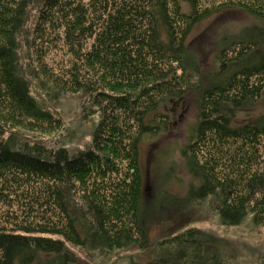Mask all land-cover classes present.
<instances>
[{
    "label": "trees",
    "instance_id": "trees-1",
    "mask_svg": "<svg viewBox=\"0 0 264 264\" xmlns=\"http://www.w3.org/2000/svg\"><path fill=\"white\" fill-rule=\"evenodd\" d=\"M35 6L40 21L28 29ZM234 8L264 22V0H0V264H79L78 252L105 258L133 245L151 253L147 264H234L193 226L150 245L140 161V139L167 128L162 108L186 92L194 28ZM247 33L221 46L216 78L200 93L183 150L198 182L161 202L207 201L226 226L249 216L264 225V114L233 123L264 90V31ZM49 48L64 50L51 64ZM33 83L51 99L87 97L100 115L91 148L71 154L16 136L61 126Z\"/></svg>",
    "mask_w": 264,
    "mask_h": 264
},
{
    "label": "rangeland",
    "instance_id": "rangeland-1",
    "mask_svg": "<svg viewBox=\"0 0 264 264\" xmlns=\"http://www.w3.org/2000/svg\"><path fill=\"white\" fill-rule=\"evenodd\" d=\"M38 2L40 0H34L35 4ZM38 17L35 6L29 13L28 29L40 21ZM251 29L258 33L264 31V22L242 8L214 13L197 24L189 38V53L195 62L188 65L191 69L184 74L186 92L181 99L162 108L169 118L167 128L157 134H145L140 139V161L147 189L144 221L149 228L150 245L160 236L193 226L209 235L221 252L235 256L234 264H264V225L255 226L251 216L239 225L226 226L207 201L191 208L161 203L167 192L184 196L188 187L198 182L188 170L183 150L200 120V93L216 78L219 69L216 55L221 46L248 34ZM259 50H264V43ZM63 51L49 48L46 61L51 64V59ZM177 71L181 73V70ZM33 85V95L61 121V126L46 134L17 129L16 136L30 144L42 143L53 149L65 147L71 154L91 148L100 115L92 108H86L85 105L90 104L87 97L82 93H68L55 100L35 87V83ZM263 114L264 90L258 97L245 100L237 107L234 126L251 123ZM78 253L79 264H131L132 259L147 264L151 254L136 245L116 250L105 258H88L84 252Z\"/></svg>",
    "mask_w": 264,
    "mask_h": 264
}]
</instances>
